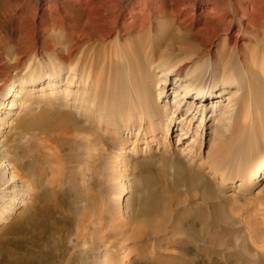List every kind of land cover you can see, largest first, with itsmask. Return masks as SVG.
Masks as SVG:
<instances>
[{"label":"rangeland","instance_id":"374dc122","mask_svg":"<svg viewBox=\"0 0 264 264\" xmlns=\"http://www.w3.org/2000/svg\"><path fill=\"white\" fill-rule=\"evenodd\" d=\"M21 1L0 0V68H3L4 74L9 79L6 91L13 84L23 85L26 80L33 77L41 75L51 77L53 82L50 83L52 82L53 85L51 83L45 92H52L50 94H58L60 97L65 94L66 96L62 98L72 105L75 103L74 106L81 107L85 111L82 120L84 119L83 122L91 127L84 135L91 138L89 143H94L93 147L104 162L99 167L96 183L90 179L88 168H83L81 172L82 164H76V177L71 183H62L57 152L52 147H43L40 144L41 138L35 137L34 133L29 132L21 136L16 130L23 112L20 111L19 116H10L7 121L0 115V188L7 177L10 178V173H7L3 165L15 163L17 166V163L27 160V157L33 153L30 143L48 158L44 163L34 162L32 172L24 173L15 183L17 188L22 190L20 192L22 197L25 191L27 193L30 189L32 199L26 198L23 205L12 209L5 205L7 203L5 200H0V207L2 205L7 207L6 210L0 208V264H120V257L127 248L129 259L124 264H264V173L262 172L256 186L251 187L247 182L259 162L257 157L264 155V105H262L263 112L259 111L254 120L255 105L249 97V88L238 91L239 95L232 104L228 105L224 102L220 106L224 115L217 116L224 119H218L222 120V123L217 127V119L206 121L211 124L210 129L200 131L202 137H198L196 144H192L188 156H180L179 148L182 146L176 143L177 133L169 135L164 124L170 117L179 119L181 115L173 111L176 107L170 103L173 100L172 85L162 77L161 86L159 76L161 71L163 73L174 66L177 67L185 53L172 52L166 55L162 53L164 59L162 61H159L155 53L149 51L132 57L129 55L131 53L127 52L132 50L130 43L132 39L125 36L122 40L127 41L126 45H130L129 49L124 44L122 50L118 47L112 52L111 50L116 48L109 49L106 46V52L102 55L101 46L91 41V38L101 31L100 28L98 30L94 28L97 23L103 25L106 30L112 27L109 18L96 23L92 20L86 26L84 24L86 15L82 13L79 2L63 0L56 7L54 4L50 6L47 11L39 10L36 21L32 8L27 11L25 8L17 9ZM169 1L149 0L150 3L163 4H168ZM95 2L97 5L101 0ZM121 22L123 17L119 19V23ZM35 23H42L44 30L42 35H39ZM200 25L201 22H196L190 26V30H184L186 36L192 34L187 37H194L202 28ZM199 32L196 38L198 43L208 44L209 32L207 30ZM114 36L115 34L111 38L113 39ZM143 40L147 41V38ZM163 45L165 43L162 42V48ZM120 51L123 52V57ZM150 54L154 56L153 59L150 58ZM78 57L79 61H77ZM207 60L208 57L201 56L188 62L190 66L192 63L197 64L193 69L195 72L190 87L207 84L211 76ZM81 62L85 63L86 73L88 70L92 74L97 72L103 78L102 84L107 87L102 90L107 89V92L113 93L114 100H108L109 103L100 100V103L97 97H93L100 84L95 88L94 83H91V76L88 78L85 74L81 76L78 73L83 66ZM130 66L135 69L134 72ZM70 67L74 69L71 70ZM121 69L124 72H121ZM48 71H54L55 74L53 72L50 74ZM200 74L205 75L204 79L199 77ZM60 78L61 83L57 82ZM256 78L259 82L264 79L259 75H256ZM160 90L165 92L168 101L166 107L162 109L158 107L159 99L155 98ZM232 92L230 90V93ZM34 95L40 96L30 91L19 92L20 98L16 100L26 101V104L31 105L29 111L37 112L45 104L41 101L37 102L39 99ZM176 98L180 100L181 96ZM242 101L246 103L249 111L245 125L250 129L253 127L252 132L254 129L261 132L259 140L256 141L257 145L246 157H243L244 154L237 150L235 145L230 151H226L224 146L228 138L236 137L234 133L237 130L242 105L244 106ZM96 104H99L97 107L103 108V112L98 111ZM3 122L7 124L10 122L11 125L6 127ZM194 127L185 125V129H193L190 131V136L195 133ZM94 137L97 141L101 140L100 143ZM218 145L223 147L216 152L215 147ZM213 154L221 155L223 161L212 162L210 158ZM112 156L114 159L111 158ZM109 159L113 160L109 161ZM144 160L151 161L156 168L149 169L145 163L143 165ZM179 160L196 172V179L187 178L181 184L175 183L173 165ZM188 160L193 163L187 164ZM112 164L117 167L111 169ZM118 164L122 165L121 168ZM36 165L45 173L42 180L35 173ZM18 169L24 171L22 168ZM116 173L127 175L126 184L121 182L125 177H116ZM147 176L154 179L153 184L145 183L144 177ZM158 176H162V186H166L163 195L164 191L160 189L161 181L158 180ZM148 185L151 186V190ZM151 191L156 195L170 197L171 202L163 204L158 214L149 219L146 215L139 214L138 210L141 195L149 194ZM118 193L124 198L121 204H117ZM93 196L98 200L90 207L89 202ZM54 203L58 204L55 210L52 209ZM85 208L87 216H84ZM26 210L36 214L35 219L41 221V224L35 225L30 222L29 217L24 215ZM132 211L135 212L133 215H131ZM164 216L167 217L166 224L156 231L157 233L144 231L141 238L135 239L134 233L138 227L149 225L155 227Z\"/></svg>","mask_w":264,"mask_h":264},{"label":"bare ground","instance_id":"6f19581e","mask_svg":"<svg viewBox=\"0 0 264 264\" xmlns=\"http://www.w3.org/2000/svg\"><path fill=\"white\" fill-rule=\"evenodd\" d=\"M61 1L63 0H22L21 3L18 4L17 9L25 8V11H27L28 9L32 8V10L35 12V19L37 21L39 10L47 11V9L50 6L54 4V6L56 7ZM95 1L96 0H77V2H79L81 6L82 13L86 15V19L84 20V24L86 26H88L90 21L92 22V20L95 23L103 19L107 20L108 18L111 20L112 27L109 28L108 30L104 29L103 25H101L100 23H97L96 26L94 25L95 26L94 28L96 30L100 28L101 31L98 34L96 33L91 38V41L97 42V44L101 46L100 49H102V55H104L106 52L105 51L106 46H108L109 49L110 48L113 49V47H115L116 49L111 50L112 52L113 51L115 52V50H117L118 47L120 50H122L123 49L122 46L124 44L126 45L127 43V41L122 40V38L125 36L132 39L130 42L132 44V47H131L132 50L127 51L131 53L129 55L130 56L132 55V57L140 53L146 54L149 51L151 53H155L159 61H162L164 60L162 57L163 54L165 55L171 54L172 52L185 53L184 58L179 62V65L177 67L174 66L172 67V69L165 70V72L163 73L161 71L160 76H159V78H161L160 80L161 86L163 84L162 77L164 78V81H167L169 84L172 85L171 95H173V100L170 103H172L176 107L173 111H176L177 115H181L180 116L181 118L179 119H177V117L175 118L170 117L167 123L164 124V126L167 128L169 132L168 133L169 135L177 133L176 143L182 146V148H179L181 149L180 156L187 155L188 150L191 151L192 144L193 143L196 144L195 142L197 138L202 137V134H199L200 131H203V130L206 131V129L207 130L210 129L211 124H208L207 122L214 121L217 119V123H216L217 127L218 125L222 123L221 121L224 119H222L221 117L224 115V111L220 109V106L224 102H227L228 105L232 104L233 100L237 98V95H239L238 91H240L241 89H246L248 87L250 90L249 97L251 101L253 102V104L255 105V106L253 105L255 108L254 111L256 113L254 120L258 116L257 113L259 111L263 112L262 105H264V79L261 82H259V79H257L258 77L256 78V75H259L261 78L262 77L264 78V0H170L168 4L150 3L149 0H101V3L97 5ZM121 17H123V22L119 23V19H121ZM196 22L197 23L201 22L202 24L200 25L202 28L199 31L207 30V32H209L208 38H207L208 44L206 45L198 43V39L196 38H198L197 33H200L199 31L195 35L193 34L194 37H191L192 34H189L191 35L190 37H187L189 35L186 36L185 34L184 30L187 31L190 28V26L192 24H196ZM84 24H82V26H85ZM35 25H36L39 35H42L44 31L42 29V23H35ZM44 28L46 29L47 26L45 25ZM113 34H115V36L112 39L111 37ZM221 34H223L222 37H221ZM144 38H147V41L143 40ZM162 42L165 43V45H163L164 46L163 48H162ZM5 45L6 44H4V46ZM129 46H127V48ZM140 48H142L141 52L139 50ZM10 50L12 51L11 48ZM21 53L23 54L24 52H21ZM120 53H121V56L123 57L124 55L123 52L120 51ZM201 56L208 57L207 62L209 63V67L211 70V73H210L211 76H209V80L207 84L203 83V84H198L197 86H194V87L193 86L190 87V83H191L190 81L192 80L193 74L195 72L193 71V69L195 68V66H197V64L193 65L192 63V65L190 66L188 62H190V60L193 58L201 57ZM153 57L154 56L152 55L150 56L151 59H153ZM14 59H13V62L16 60ZM79 60L80 58L78 57L77 61ZM84 62L83 64L81 62L83 66H81V68L79 67L80 71L78 73H80V75L85 74L88 78L91 76L90 77L91 83H94L93 85L95 88L96 86L100 84L94 96L93 95L92 96L94 98L97 97L98 101L102 100L104 102H108V100L110 99L112 100L114 98V94L113 93L111 94L110 91L107 92V89L102 90V88L107 87V86H103L102 84L103 78L100 75H98L97 72L95 74H92L90 70L87 69V67L86 69L89 72L87 71L86 73ZM135 62L137 63V61ZM162 64L164 65V63ZM103 66H104V63H103ZM152 66H150V68ZM132 68L131 70H133ZM139 68L140 66H138V69ZM72 69H74V67H72L71 70ZM113 69L116 70L115 68ZM134 70L132 72H134ZM52 72L54 73V71ZM52 72H50V74ZM121 72H124V70H122ZM121 72L120 74H122ZM3 74H4V70L3 68H0V77H2ZM172 76H173V79H172ZM204 76H201L200 74L199 77H201V79H204L203 78ZM50 78L51 77L42 76V75L38 77H33V78L26 80L23 85L17 86L13 84L10 87V89L6 91L7 87L9 86L8 84L9 79L7 75L4 74L3 78H1L0 80V115L3 116L4 120L7 121V118H9L10 116H19L20 111L23 112L22 117H20V119L18 120L17 126L15 125L17 127L16 130L21 136L29 132H31L32 134L34 133L35 137L41 138L40 144L43 147H52L57 152L58 157H59L58 163H60L59 165H61V169L59 173H60L62 183L67 182V184H69L71 183V180L76 177V173H77L76 168H75L76 164H82L81 172L83 168H88L90 172V179L94 183H96L99 167L104 162V159L101 157L99 153H97V151L93 147L95 146L94 143L92 144L89 143V140H91V138L86 137V135H84V133L87 130H89L88 128L91 127L87 125L85 122H83L84 119L82 120V116L84 115L83 113L85 111L82 110L81 107H78L76 105L74 106L75 103L72 105L69 102H67L65 98H62L65 95L63 94L64 93L63 91H62L63 96L61 95L62 97H60V95L58 94L56 95L50 94L52 92L46 93L45 92L47 90L46 88H48V86L51 85V83L53 82ZM70 78H69V81L72 79ZM50 81L52 82L50 83ZM57 82L61 83V78L57 79ZM257 82H259L260 84ZM230 90H232L233 92L230 93ZM24 91L25 92L30 91V92H34L35 94H40L41 99H40V96L34 95V97L39 99L37 100V102L41 101L45 105H43L37 112L29 111L28 108H30L31 105H29L28 103L26 104V101L20 102L16 100L20 98L19 92L25 93ZM74 93L76 94V92ZM229 93L231 95H229ZM179 95L181 96L180 100L176 98V96H179ZM225 95L226 96L228 95V96L225 97ZM166 97L167 95L165 94V92L163 93L162 90L158 92L157 97L155 98L159 99V103H158L159 108L161 107L162 109V107L164 108L166 107V104H168ZM150 101H154V100H150ZM242 104H244V106L242 105V112L240 113V116L238 119L239 121L237 122V125H238L237 130L234 133L236 137H233L232 139L228 138L227 144H224V146H225L226 151H230L232 147H234L235 145L237 150L241 151L244 154L243 157H246L250 155V153L253 151V148L257 145L256 141L259 140V135H261V132H257V129H254L252 132L253 127L251 129L247 128V126L245 125V120H246L247 115L249 114V111L247 110L246 103L244 101H242ZM98 105L96 104V107ZM92 106L93 105H91V107ZM16 108H18V110H16ZM97 108H98V111L100 110L101 112H103L102 111L103 108H100V107H97ZM110 112L111 111H109V113ZM217 116H221L219 118H221L222 120L219 121L218 120L219 118ZM108 120L110 119L108 118ZM229 120H230V117H229ZM196 122L198 123L194 127V124ZM9 123L8 124L4 123V125L6 124L5 126L8 127L9 125H11ZM188 124L191 125V127H194L195 129L194 130L195 133L191 136H190V133H191L190 131H193V129H190V128L185 129V125H188ZM205 135H207V133ZM33 138L34 136H32L31 139ZM95 140L97 141V139ZM99 141L101 140H98L97 142ZM218 143H220L219 140H218ZM222 143H224V141H222ZM30 145L32 147L31 150L33 151V153L31 154V156L27 157V160H25L24 158L25 160L24 162L17 163V166L19 167L15 166V163L3 165L7 173L8 174L10 173V178L7 177V180L4 182L3 186L0 188V200L2 199L5 200L7 202L5 203V205L9 207L10 209L23 205L24 200H26V198L32 199L33 197L29 193L30 189L27 190V193L25 191V193L23 194L24 196L22 197V193L20 194L22 190L20 188H17L18 186H16L15 184L16 181L22 178L24 173L28 174L30 173V171L32 172V169H33L32 164L34 162L44 163L48 160L47 156L44 155L42 152H40L39 149L36 148V146L32 145L31 143ZM215 145H216V141H215ZM100 147L101 149L105 150L104 148H102V146ZM221 147H223V145L216 146L215 151L217 152L218 150H220ZM111 158L114 159L113 156ZM113 159H109V161ZM257 159H259V162L257 163V166L254 169L251 177L247 180L248 184L251 185V187H254L257 185V182L259 181L262 172L264 173V155H259ZM210 160L214 163L215 162L220 163L223 161V157L219 154H213ZM127 162H130V160ZM190 162L193 163V161L191 160L186 161L187 164ZM144 163L147 167H149V169L156 168L151 161L146 162V160H144L143 165ZM112 166H111V169L112 168L115 169L117 167V166L114 167L115 165L113 167ZM146 166L144 168H146ZM200 166L198 167L199 169L201 168ZM18 168H22L24 169V171L21 172ZM173 168H174L173 169L174 178L176 181L175 183L181 184L187 178L188 180L196 179V176H195L197 175L196 172H194V170L191 169V167L188 168L187 166H185L183 162L180 160L177 161L173 165ZM34 169H35L36 175L39 177V179L42 180V178H44V175H45L44 171L38 165H36ZM117 173L115 174L117 175L116 177H122V178L125 177L123 180H121V182L126 184L125 181L127 180L126 179L127 175H125V173H121V174L120 173L117 174ZM111 175L109 176L111 177ZM150 177L151 176L144 177L146 184H153L154 179ZM157 178L159 181H161L160 189L164 191L162 192V195H163V193L165 194L166 186L165 187L162 186V176H158ZM129 185L131 184L129 183ZM120 186L127 187L128 185L120 184ZM126 187L124 188L126 189ZM70 188H72L71 185H70ZM148 188L151 190L150 185H148ZM10 194L12 196H10ZM20 195L21 197H19ZM162 195L161 194L156 195L153 191L149 192V194L143 193L141 195V204H140L138 213L142 215H146L149 219L154 218V216L158 214L159 210L162 209L163 204H167L171 202L170 197L166 198V197H163ZM97 200L98 199L93 196L91 198V201L89 202V206L92 207L95 204V202H97ZM123 200L124 198L122 197V194H119L117 204H121ZM54 204H55L54 208L52 209L55 210L58 208V204L56 203ZM2 206L0 208H5V210L7 209V207H5L4 205ZM84 213H85L84 216H87L88 213H87L86 208L84 209ZM134 213L135 212L132 211L131 215H133ZM24 215H27L29 217L30 222L34 223L35 225L38 223L41 224V221L39 220L37 221L35 219L37 215L30 212V210H26ZM166 221H167V217L164 216L162 218V221L158 222V225H156L155 227L151 225L146 226V227L144 226L138 227V229H136L134 233L135 239L141 238L144 231L145 232L148 231L151 233L159 231L162 227H164V224H166L165 223ZM128 251H129L128 248L125 249V251L121 255L120 264L126 263V261L129 259Z\"/></svg>","mask_w":264,"mask_h":264}]
</instances>
